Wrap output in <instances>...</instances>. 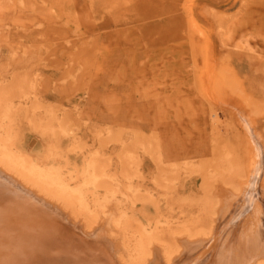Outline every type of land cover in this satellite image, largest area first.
Masks as SVG:
<instances>
[{"label":"rangeland","instance_id":"rangeland-1","mask_svg":"<svg viewBox=\"0 0 264 264\" xmlns=\"http://www.w3.org/2000/svg\"><path fill=\"white\" fill-rule=\"evenodd\" d=\"M165 155L192 167L195 214L221 187L231 206L180 256L168 259L154 242L151 259L162 255L153 264L238 262L262 231L246 205L264 204V0H0V264H130L123 237L110 234L118 216L94 209L107 182L118 191L107 198L121 197L147 228L176 223L175 199L154 184L127 188L119 175L139 156L151 176ZM224 155L241 171L221 172ZM32 158L65 191L88 192L90 209L31 186ZM253 180L255 190H236ZM128 248L142 254L139 243Z\"/></svg>","mask_w":264,"mask_h":264},{"label":"bare ground","instance_id":"bare-ground-1","mask_svg":"<svg viewBox=\"0 0 264 264\" xmlns=\"http://www.w3.org/2000/svg\"><path fill=\"white\" fill-rule=\"evenodd\" d=\"M15 49V48H14ZM32 60V59H31ZM27 60H25V62H26ZM29 63V62H28ZM27 63V64H28ZM31 63H35V62H31ZM22 64H24V62H22ZM35 65V64H34ZM15 68H18V67H16L15 66ZM25 68V67H24ZM25 73V72H24ZM23 74V73H22ZM28 74H29V72H28ZM30 75V74H29ZM28 77V76H27ZM34 79V78H33ZM32 79V80H33ZM16 80V79H15ZM15 82V81H14ZM26 82V81H25ZM13 83V82H12ZM27 83V82H26ZM28 83H30V82H28ZM32 83V82H31ZM35 83V82H34ZM20 84V83H19ZM21 84H23V83H21ZM20 84V85H21ZM25 85V84H24ZM32 88V87H31ZM12 90V89H11ZM16 90V89H15ZM35 90V89H34ZM21 91V90H20ZM20 91H19V93H20ZM25 92H27V90L25 91ZM32 93V92H31ZM30 94V93H29ZM35 94V93H34ZM28 95V94H27ZM24 97V96H23ZM36 97H37V94H36ZM25 98V97H24ZM14 114V113H13ZM120 138V137H119ZM140 139V138H139ZM103 140V139H102ZM120 140V139H119ZM101 141V140H100ZM140 141V140H139ZM144 143V142H143ZM83 144V143H82ZM149 144V143H148ZM85 145V144H84ZM15 146V145H14ZM16 147V146H15ZM83 147V146H82ZM14 148V147H13ZM215 148V147H214ZM213 148V149H214ZM152 149V148H151ZM231 150H232V148H231ZM12 151V150H11ZM17 151V150H16ZM213 151V150H212ZM221 154H222V152H221V150L219 151ZM153 153V152H152ZM151 152H150V156H151V154H152ZM15 154V153H14ZM139 154V153H138ZM156 154V153H155ZM218 154V153H217ZM12 155V154H11ZM17 155V154H16ZM98 155V154H97ZM143 155V154H142ZM145 155V154H144ZM158 154H156V156H157ZM172 155V154H171ZM170 155V156H171ZM216 155V154H215ZM223 155V154H222ZM96 156V155H95ZM100 156V155H99ZM140 156V155H139ZM139 156H137L136 158H138ZM152 156H153V154H152ZM156 156H155V159L156 160H158L157 158H156ZM159 156H163V155H159ZM168 155H165V157L164 158H161L160 159V166H159V164H158V166H155V168L154 169H152L151 167H150V170L149 171H152V175L151 176H149L147 173H145V165H143V166H141V164L140 163H138V161L136 162L135 160H136V158H135V160H133V159H131V160H133V162H132V169H134V166H135V170H132L131 169V163H130V166L128 165V164H126V162H121L123 165H122V167H120V176H123V177H125L124 179H120L121 181H123V182H127V188H129V186H130V188H132V189H134L133 188V186H135V187H143V186H149V185H151V184H154L156 187H158L157 189L158 190H160V192H161V195L164 197V198H166V196L167 197H169V198H171V200L173 199H175V201H174V204H172V207H173V205H175V208H176V210H178V211H181V213L183 214L182 216H180L178 219H177V222L175 223V221H176V219H175V221H174V219L172 220L171 218V221L168 219V220H166L167 222L166 223H163V222H160V223H158V225L157 226H155L156 224H154L153 226H155V227H153L152 229L151 228H147V226L144 224V222H143V220H142V218H140L139 216H137L135 213H127V210H126V208H125V203L123 202V200L121 199V197H117V198H111V199H109V198H107L108 196H110L111 194H113V195H116V193L118 192H116V191H113V189H111V186H109L110 184L109 183H107V182H103L104 184H105V188L107 189L108 188V190H107V195L105 196L106 198L105 199H103V200H100L99 201V203H98V205L96 206V208L94 209V211H96V213H97V211H100L101 213L103 212V213H109V215L111 214L110 212H113V213H116V215L118 216L117 218H116V220L114 221L115 222V226L116 227H118L119 229H118V231L117 232H115V231H113L112 230V228H110L111 229V231H110V234H115V235H119L120 234V236H122L123 237V242H125V244H127V245H125L126 247L128 246L129 247V245L131 244V242H134V243H136V244H141V246H142V248H141V251H142V254L141 255H138V257L137 256H135V255H133V253H132V248H128L127 247V249H128V251H129V258L130 259H133V260H130L131 261V263L130 264H153L154 262H152V261H154L158 256H161L162 255V248L160 249V251H161V254L159 253V255L158 256H156V258H154V260H152L151 258L154 256V254L156 253V251H157V249H156V247H155V244H154V246H153V243L154 242H156V241H159V240H162V246L164 247L163 248V250H164V254H165V256L169 259H173L174 258V254L176 255L177 254V252H179V254L180 253H182V251H180V250H183V249H187V248H189V247H191V246H193V245H195L197 242H202V241H204V239L202 238H200V239H198V238H196L195 240L193 239L192 241L190 240L193 236H197L198 235V233L199 234H201L202 236H205V235H207L208 233H210L212 230H213V228H215V226H216V223H217V221L218 220H220V219H222L223 218V216H224V211L225 210H227L228 209V207H229V205H230V203L228 202V200H225L226 198H225V196H224V194L225 193H227L228 191L226 190V189H224V188H219L218 190H216L217 192H216V194L215 195H217V198H215L216 200H214V202L213 201H209V202H205V204H204V208H203V210L201 211V213H197V214H195V209H194V206L195 205H193L195 202H194V193H195V191H196V183L195 182H193V176L192 175H189V173L191 172V174H193V170L191 169V170H189L188 169V167H190V166H188L187 165V163L186 164H184V165H187V166H180V163H182L183 162V160H181L180 161V163H177V162H179V161H168V160H166L168 157H167ZM218 156V155H217ZM226 155H224L223 156V158H218L221 162H223V164H222V170H221V172L222 171H224L223 173H225V172H229V170L231 169L232 171H230L229 172V175H230V173H231V175L230 176H233L232 174H233V172H235L234 171V169L235 168H238V167H235L234 169L233 168H229V167H232L231 166V163H230V161H229V158H228V156L227 157H225ZM12 157V156H11ZM98 157V156H97ZM158 157V156H157ZM177 157H179V156H177ZM213 157V156H212ZM218 157H222L221 155L220 156H218ZM224 157H225V160H222V159H224ZM9 158V157H8ZM105 158H107V157H105ZM153 158V157H152ZM209 158V157H208ZM232 158V157H231ZM235 158V157H234ZM22 161H20L21 163H24V157L23 158H20ZM110 159V158H109ZM145 159V158H144ZM195 159V158H194ZM0 160L2 161L3 159H1L0 158ZM16 160V159H15ZM95 160H96V158H95ZM138 160V159H137ZM141 160H143V159H141ZM154 160V159H153ZM189 160V159H188ZM217 160V159H216ZM231 160V159H230ZM238 160V159H237ZM4 161H5V159H4ZM12 161V160H11ZM123 161H124V159H123ZM144 161V160H143ZM142 161V162H143ZM155 161V160H154ZM203 161V160H202ZM207 161H209V160H207ZM219 161V162H220ZM95 162V161H94ZM140 162V161H139ZM159 162V161H158ZM186 162H187V160H186ZM190 162V161H189ZM192 162V161H191ZM221 162H220V165H221ZM234 162V161H233ZM0 163H2V162H0ZM8 163H10V160H9V162ZM30 163H31V166H30V168H29V171H28V174L30 175V176H32V180H33V182H28V181H26V182H28V183H30V185L31 186H34V187H36V188H38V189H40V191H43L46 195H54V190L55 189H57V190H59V191H61L62 192V195L64 194V196L63 197H61V199H67V201H65V200H62V202L63 201H65L64 203H66V204H76L77 203V206H74V207H79L80 209H85V208H88V209H90V207H88V201H86L87 199H85L84 198V193L86 192H83L82 191V189L80 190V189H77V190H71V191H65L64 189H62L61 188V185H56V184H54V181H50L49 179V177H50V175L49 174H47V173H45L44 174V171H45V164L43 165V163H40V162H37V161H35V160H33V158H32V160L30 161ZM146 163H148L147 161H146ZM14 164V163H13ZM20 164V163H19ZM25 164V163H24ZM99 164V163H98ZM143 164V163H142ZM157 165V164H156ZM182 165V164H181ZM216 165V164H215ZM244 166H245V164H243ZM3 166H5V164H3ZM21 166V165H20ZM20 166H18L19 168H20ZM44 166V167H43ZM193 166V165H192ZM213 166V165H212ZM6 167V166H5ZM43 167V168H42ZM96 167V166H95ZM141 167H143V168H141ZM187 167V168H186ZM12 166L9 168L11 171H12ZM19 168H17V169H19ZM148 168V167H147ZM190 168H192V167H190ZM199 168V167H198ZM201 169V168H200ZM242 169V168H241ZM22 170V169H21ZM236 170V173L237 172H240L241 170L238 168V169H235ZM243 170V169H242ZM244 170H246L245 168H244ZM20 171V170H19ZM23 171V170H22ZM253 171V170H252ZM205 172V171H204ZM255 171H253V173H254ZM15 173H17L16 171H15ZM14 173V174H15ZM20 173V172H19ZM149 173V172H148ZM206 173V172H205ZM219 173V172H218ZM217 173V174H218ZM222 173V174H223ZM247 173H248V171H247ZM247 173H244V177L243 178H247L248 180L250 179L249 178V174H247ZM257 173V172H256ZM23 174V173H22ZM22 174H19V175H21V176H23ZM208 174V173H207ZM239 174V173H238ZM237 174V175H238ZM16 175V174H15ZM18 175V176H19ZM107 175H109V174H107ZM106 175V176H107ZM210 175H212V174H210ZM220 175H221V173H220ZM223 175H225V174H223ZM223 175H221L222 177H223ZM240 175L241 174H239V177H240ZM6 176V175H5ZM147 176H149V177H147ZM219 176V175H218ZM226 177H228L227 176V174L225 175ZM224 176V177H225ZM235 176V175H234ZM254 176V175H253ZM208 177V176H207ZM11 178V177H10ZM21 178V177H20ZM30 178V177H29ZM107 178H108V176H107ZM229 178V177H228ZM230 178H232V177H230ZM234 178V177H233ZM255 178V177H254ZM22 179H23V177H22ZM81 179V178H80ZM91 179V178H90ZM129 179L131 180V182L129 181ZM240 179V178H239ZM238 179V180H239ZM89 180V179H88ZM103 180V179H102ZM107 180V179H106ZM105 180V181H106ZM108 180H110V179H108ZM149 180V181H148ZM195 180H196V178H195ZM209 180H210V178H209ZM247 180V181H248ZM3 181V180H2ZM25 181V180H24ZM50 181V182H49ZM204 181V180H203ZM235 181H236V179H235ZM240 181V180H239ZM242 181V180H241ZM7 182V181H6ZM110 182H111V180H110ZM244 182V181H243ZM254 182V183H253ZM253 182H245V183H239V182H237V184H235L236 185V190L238 189V191H244V189L245 190H248V188H249V186H251L252 184H253V186L255 185L256 186V181H254L253 180ZM99 183V182H98ZM101 183L102 182H100V186H102L101 185ZM109 184V185H107V184ZM233 183V182H232ZM103 184V185H104ZM201 184V183H200ZM209 184V183H208ZM251 184V185H250ZM107 185V186H106ZM111 185H112V183H111ZM202 186H204L203 184H202ZM208 186V185H207ZM253 186H251L252 188H253ZM254 186V187H255ZM212 187V186H211ZM224 187V186H223ZM98 188H100L99 186H98ZM200 188V187H199ZM258 188V187H257ZM62 189V190H61ZM105 189V190H106ZM201 189V188H200ZM207 189V188H206ZM254 190H255V188H253ZM203 190H205V188H203ZM251 190V189H250ZM207 191V190H206ZM231 191V190H230ZM235 191V190H234ZM243 191H242V193H243ZM29 192V191H28ZM57 192V191H56ZM167 192L169 193V194H167ZM205 192V191H204ZM203 192V193H204ZM212 192V189H210V192L209 193H211ZM232 192V191H231ZM245 192V191H244ZM253 192V191H252ZM59 193V192H58ZM88 192H86V194H87ZM140 193V192H139ZM213 193V192H212ZM211 193V194H212ZM233 193V192H232ZM103 194V193H102ZM106 194V193H105ZM104 194V195H105ZM141 194H143V193H141ZM230 194V193H229ZM35 195V194H34ZM145 196H146V194H144ZM148 195V194H147ZM203 195V194H202ZM206 195V194H205ZM208 195H210V194H208ZM214 195V194H213ZM214 195V196H215ZM221 195H223V198H222V196ZM228 195V194H227ZM226 195V196H227ZM255 195H256V192H255ZM264 195V194H263ZM11 196V195H10ZM43 196V195H42ZM98 196V195H97ZM214 196H212V197H214ZM231 196V195H230ZM234 196V195H233ZM35 197H36V195H35ZM60 197V196H59ZM135 197H138V196H135ZM140 197V196H139ZM139 197L137 198V200L139 199ZM144 197V196H143ZM229 197V196H228ZM38 198H39V196H38ZM87 198H88V196H87ZM99 198V197H98ZM103 198V197H102ZM146 198V197H145ZM154 198V197H153ZM255 198V197H254ZM40 199V198H39ZM94 199H96V200H98L97 198H95L94 197ZM131 199V198H130ZM149 199H151L150 198V196H149ZM206 199V198H205ZM42 199H40V201H41ZM142 200V199H141ZM145 201H146V199H144ZM153 200V199H152ZM155 200V199H154ZM153 200V201H154ZM201 200V199H200ZM249 200V199H248ZM256 200V199H255ZM255 200H254V202H253V199L250 201L249 200V202L247 203V205L246 206H249V205H251L252 204V209L254 208L255 210H253L255 213H257V211H258V213L259 214H256V216L258 215V217L255 219V222H256V220L257 219H259L258 220V223H256V225L258 224V225H260V229L262 228V231H261V233L258 235V234H253L254 236L251 238V244H252V250H250V251H248V249H247V246H245V249H241L242 251H241V255L238 257V262H232V260H230V264H264V257H260V256H264V204H263V207L262 206H260V204L259 205H257L258 203H256L255 202ZM69 201V202H68ZM95 201V200H94ZM139 201V200H138ZM143 201V200H142ZM156 201V200H155ZM202 201H204V200H202ZM43 202H45V201H43ZM127 202H128V200H127ZM144 202V201H143ZM151 202V201H150ZM157 202V201H156ZM232 202V201H231ZM97 203V202H96ZM135 203V202H134ZM138 203V202H137ZM152 203V202H151ZM155 203V202H154ZM198 203H199V200H198ZM200 203H203V202H200ZM256 203V204H255ZM136 204V203H135ZM157 204V203H156ZM196 204V203H195ZM133 205V204H132ZM166 205H168V204H166ZM201 205V204H200ZM262 205V204H261ZM71 206V205H70ZM95 206V205H94ZM155 207L154 208H156V205H154ZM231 206V205H230ZM238 206H240V205H238ZM172 207H171V209H172ZM196 207V206H195ZM197 207H199V206H197ZM51 208V207H50ZM72 208V207H71ZM139 208V207H138ZM161 208H163L161 205H158L157 206V211H159V212H161L162 211V209ZM87 209V210H88ZM129 209V208H128ZM137 209V208H136ZM199 209V208H198ZM131 210V209H130ZM170 210V209H169ZM80 211V210H79ZM82 211V210H81ZM94 211H90L89 213H91L92 215L95 213ZM108 211H110V212H108ZM132 211V210H131ZM138 211V210H137ZM172 211V210H171ZM83 212H85V211H83ZM141 212V211H140ZM145 212V211H144ZM165 212H166V210H165ZM226 212V211H225ZM240 212V211H239ZM61 213V212H60ZM63 213V212H62ZM88 213V214H89ZM112 213V214H113ZM145 213H147V212H145ZM144 213V214H145ZM162 213H164V212H162ZM161 213V214H162ZM86 214V213H85ZM141 214V213H140ZM60 215V214H59ZM64 215V214H63ZM128 215V216H127ZM142 215V214H141ZM227 215V214H226ZM97 216V215H96ZM96 216H94V218L96 217ZM148 216V215H147ZM155 216V215H154ZM230 216H231V214H230ZM230 216H227V217H230ZM255 215H253V217H254ZM63 217V216H62ZM67 217H68V215H67ZM84 217V216H83ZM107 217V216H106ZM105 217V218H106ZM109 217V216H108ZM127 217V218H126ZM143 217H144V215H143ZM163 217V216H162ZM59 218H60V216H59ZM74 218V217H73ZM85 218H86V216H85ZM146 218V217H145ZM151 218V217H150ZM166 218V217H165ZM234 218H237V216L235 217V216H233L232 218H231V220H232V222H230V223H233V221H234ZM66 219V218H65ZM108 219V218H107ZM147 219V218H146ZM149 219V218H148ZM224 219V218H223ZM93 220V218L90 220V223H89V221H87L86 220V224L87 225H90ZM95 220V219H94ZM106 220V219H105ZM104 220V221H105ZM150 220H152V219H150ZM159 220V219H158ZM161 220V219H160ZM165 220V219H164ZM226 220V219H225ZM224 220V221H225ZM246 220V219H245ZM244 220V221H245ZM253 220V219H252ZM251 219H250V221H252ZM71 221H73V220H71ZM103 221V222H104ZM149 221V220H148ZM157 221V220H156ZM156 221H154V222H156ZM70 222V221H69ZM96 222V221H95ZM110 222V220L108 219V222L106 221V224L107 223H109ZM221 222V224H223L222 223V220L220 221ZM151 223H152V221H151ZM112 224V223H111ZM110 223H109V225L108 226H106V227H109L110 225H111ZM220 224V223H219ZM220 224V225H221ZM253 224V223H252ZM255 224V223H254ZM69 225V224H68ZM74 225H76V224H74ZM81 225V224H80ZM92 225V224H91ZM89 226L90 228L91 227H93V225L92 226ZM100 226H102V224L100 223L99 224ZM104 225H105V222H104ZM104 225H103V227H104ZM173 225H175V226H173ZM255 225V226H256ZM146 226V227H145ZM102 227V228H103ZM164 227H166L164 230H161V228H164ZM220 227V226H219ZM258 227V226H257ZM98 228V227H97ZM115 228V227H114ZM255 228V227H254ZM95 229V228H94ZM252 229H253V227H252ZM258 229V228H257ZM95 230H97V229H95ZM102 230V229H101ZM218 229H216V231H217ZM254 230V229H253ZM259 230V229H258ZM99 231V230H98ZM103 231V230H102ZM245 231H246V229H245ZM100 232V231H99ZM104 232V231H103ZM163 232H166L165 234H163ZM247 232H248V230H247ZM257 232V231H256ZM91 233V232H90ZM89 233V234H90ZM102 233V232H101ZM222 233H224V232H222ZM249 233V232H248ZM252 233H254V232H252ZM94 234V233H93ZM109 234V233H108ZM107 234V235H108ZM241 234V233H240ZM104 235V234H103ZM102 235V236H103ZM200 235V236H201ZM245 235V234H244ZM243 235V236H244ZM249 236V238H250V233L248 234ZM88 236V235H87ZM100 236V235H99ZM104 236H106V235H104ZM209 236V235H208ZM213 236V235H212ZM243 236H241L240 235V237H243ZM114 237V236H113ZM116 237V236H115ZM121 237V238H122ZM224 237V236H223ZM260 239V242H259V239ZM97 238H99L98 236H97ZM101 238V237H100ZM108 238V237H107ZM247 238V237H246ZM115 239V238H114ZM216 239V238H215ZM248 239V238H247ZM109 240V239H108ZM119 240V239H118ZM122 240V239H121ZM214 240V239H213ZM244 240V239H243ZM110 241V240H109ZM108 241V242H109ZM193 241H195V243H193ZM211 241V240H210ZM111 242V241H110ZM138 242V243H137ZM242 243V242H241ZM246 243H248L247 241H246ZM104 244V243H103ZM107 244V243H106ZM157 244V243H156ZM223 245V244H222ZM247 245V244H246ZM250 245V244H249ZM249 245H248V247H249ZM238 246H239V244H238ZM181 248H183V249H181ZM220 248H221V246H220ZM223 248V247H222ZM221 248V249H222ZM194 249V248H193ZM211 249V248H210ZM225 249V248H224ZM223 250V249H222ZM137 251V250H136ZM177 251V252H176ZM187 251V250H186ZM238 251V250H237ZM188 252H190L191 253V249H190V251H188ZM220 252H222V251H220ZM235 252H236V250H235ZM240 252V251H239ZM138 253H141V252H139L138 251ZM157 253H158V251H157ZM224 252H222V254H223ZM225 254V253H224ZM236 254H238V253H236ZM235 254V255H236ZM176 256H180V255H176ZM237 256V255H236ZM133 257V258H132ZM183 257V256H182ZM221 257H222V255H221ZM220 256H219V258L218 259H220L221 258ZM235 257V256H234ZM161 258V257H160ZM176 258V257H175ZM122 259V258H121ZM159 259V258H158ZM182 259V258H181ZM187 259V258H186ZM217 259V260H218ZM230 259V258H229ZM232 259V258H231ZM235 258H233V260H234ZM152 260V261H151ZM195 260V259H194ZM221 260V259H220ZM134 261V262H133ZM151 261V262H150ZM177 261V260H176ZM179 261V260H178ZM225 261H226V259H225ZM225 261H220V262H223V264H224V262ZM150 262V263H149ZM181 262V261H180ZM207 262V261H206ZM227 263V262H226ZM225 263V264H226ZM229 263H227V264H229ZM129 264V263H128ZM175 264V263H174ZM219 264V263H218Z\"/></svg>","mask_w":264,"mask_h":264}]
</instances>
